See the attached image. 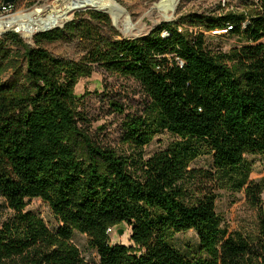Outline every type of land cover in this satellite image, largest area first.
<instances>
[{"label": "trees", "instance_id": "obj_1", "mask_svg": "<svg viewBox=\"0 0 264 264\" xmlns=\"http://www.w3.org/2000/svg\"><path fill=\"white\" fill-rule=\"evenodd\" d=\"M188 18L246 43L215 54L204 31L185 34L171 22L118 38L97 11L38 32L31 43L15 31L0 36V198L11 211L0 220V264H92L71 242L75 231L99 264H264V188L245 158L264 153V11L243 27L246 17L236 12ZM74 38L89 43L78 61L45 48ZM95 65L134 79L150 101L123 122L122 141L135 157L98 145L79 125L74 87ZM163 130L177 139L144 158L141 149ZM203 154L211 169L190 168ZM227 187L258 207L254 237L222 226L216 190ZM32 198L48 203L55 229L26 210ZM122 223L129 246L111 244L106 233ZM188 230L205 256L190 259L173 245V235Z\"/></svg>", "mask_w": 264, "mask_h": 264}, {"label": "rangeland", "instance_id": "obj_2", "mask_svg": "<svg viewBox=\"0 0 264 264\" xmlns=\"http://www.w3.org/2000/svg\"><path fill=\"white\" fill-rule=\"evenodd\" d=\"M123 11L112 15L110 12L94 7H80L69 10L68 7L76 0H15L10 6H3L0 0V19L11 18L16 15L30 12L37 9L42 17L52 12V9H59L66 12L65 18L55 27L36 31L27 37L17 29L16 25L0 29V36L8 31L17 32L25 41L31 43L32 36L38 32L48 31L57 27H62L66 22L75 17H86L87 11H97L107 14L111 21V27L117 31L118 38H139L148 34L153 28L162 22H171L178 31L188 34L204 31L206 43L212 52L228 53L233 49H238L246 43L242 37L229 35L222 30L205 31L202 26H196L188 22L189 15H203L206 18L240 11L243 7L246 13L252 11L244 0H178L174 12L170 18L163 17V12L154 8V5L161 0H114ZM236 2V3H235ZM74 7V6H73ZM241 9V10H244ZM235 13V12H234ZM239 15L243 12H236ZM102 33L111 35L112 30L102 25ZM264 43V38L262 39ZM88 42L73 40L58 41L45 44L53 55L78 61L86 52ZM231 66V62L226 63ZM11 74L4 76V79L10 78ZM76 96L77 111L84 118L79 122L83 131L93 139L95 143L102 147L114 150L118 155L136 156L134 149L122 141L123 122L127 116H138L143 113L149 104V99L140 86L132 78L122 77L114 73H109L98 65L94 66L89 76L80 78L74 87ZM176 136L163 130L158 132L153 140L141 149L144 158H148L153 153L165 149L176 140ZM252 171V180L260 183L264 188V153L256 155H246ZM212 167V158L209 154H203L190 162V168L210 170ZM217 198L215 211L221 218L223 227L232 231L241 232L249 237H254L258 233V207L254 206L250 200L241 191L232 188H223L216 190ZM260 207L264 209V189L260 195ZM26 210L40 217L49 229H55L58 225L57 220L49 207L48 203L40 198L27 200ZM11 211L6 208L3 200L0 198V220L6 219ZM119 230L121 233H119ZM111 244L119 243L131 245L130 227L122 223L113 228L109 235ZM71 242L80 250L82 256L92 264H99V258L96 252L88 247L85 234L75 231ZM173 245L186 257L193 259L199 256H205L200 249L199 239L193 230L176 233L172 237Z\"/></svg>", "mask_w": 264, "mask_h": 264}, {"label": "bare ground", "instance_id": "obj_3", "mask_svg": "<svg viewBox=\"0 0 264 264\" xmlns=\"http://www.w3.org/2000/svg\"><path fill=\"white\" fill-rule=\"evenodd\" d=\"M178 0H161L154 5V8L161 10L160 14L165 18H170V14L174 9ZM74 6V7H73ZM80 7H94L110 12L115 15L117 12L123 11L122 8L114 0H76V5L73 3L68 7L69 10ZM66 12L59 9H52V12L42 17L37 9L30 12L16 15L11 18L0 19V29L9 26H17V29L25 36L29 37L36 31L49 29L60 25L65 18Z\"/></svg>", "mask_w": 264, "mask_h": 264}, {"label": "built area", "instance_id": "obj_4", "mask_svg": "<svg viewBox=\"0 0 264 264\" xmlns=\"http://www.w3.org/2000/svg\"><path fill=\"white\" fill-rule=\"evenodd\" d=\"M218 2V0H216ZM244 0H239V3L242 2ZM229 1L227 0V5H228ZM236 3V2H235ZM248 3V4H247ZM243 4H247L248 6H250L252 8V11H249V14L246 13L245 9L243 7H240L241 9H244V10H241L240 11H232L231 14H234V12H243V15L246 17V21L242 22L240 24L241 27L243 26H246L249 17L250 15H254L256 14V12H261V11H264V10H261L260 8V0H251V1H244ZM230 7V9L232 10V6L228 5ZM242 14V13H241ZM227 24H230V23H227ZM178 63L180 66H182V61L178 60ZM113 231V228L112 227H109L106 231V233L108 234V236L110 235V233Z\"/></svg>", "mask_w": 264, "mask_h": 264}, {"label": "water", "instance_id": "obj_5", "mask_svg": "<svg viewBox=\"0 0 264 264\" xmlns=\"http://www.w3.org/2000/svg\"><path fill=\"white\" fill-rule=\"evenodd\" d=\"M15 0H2V5L3 6H10L14 3ZM119 233H121V231L119 230Z\"/></svg>", "mask_w": 264, "mask_h": 264}]
</instances>
